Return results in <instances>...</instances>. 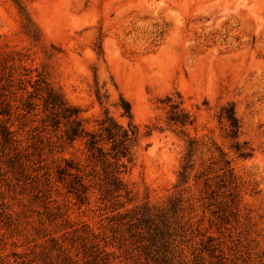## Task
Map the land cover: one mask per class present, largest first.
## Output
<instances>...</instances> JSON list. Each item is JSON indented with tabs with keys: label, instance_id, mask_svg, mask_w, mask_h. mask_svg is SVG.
Listing matches in <instances>:
<instances>
[{
	"label": "rangeland",
	"instance_id": "rangeland-1",
	"mask_svg": "<svg viewBox=\"0 0 264 264\" xmlns=\"http://www.w3.org/2000/svg\"><path fill=\"white\" fill-rule=\"evenodd\" d=\"M49 89L90 131L130 104L121 189ZM0 264H264V0H0Z\"/></svg>",
	"mask_w": 264,
	"mask_h": 264
},
{
	"label": "trees",
	"instance_id": "trees-1",
	"mask_svg": "<svg viewBox=\"0 0 264 264\" xmlns=\"http://www.w3.org/2000/svg\"><path fill=\"white\" fill-rule=\"evenodd\" d=\"M124 104V113L129 118L127 127L119 124L108 112L104 113V117L98 120V131H90L85 128L84 120L80 117V110L77 107L69 105L61 94L53 89L47 90V96L44 98V108L50 112V122L54 128H59L61 124L67 127L65 131L66 142L71 144L79 139L85 140L91 158L107 165L108 177L117 189L123 187L121 175L125 172L126 164L124 159L128 161L132 157V149L139 140V129L132 122L131 106L121 98ZM170 107L168 115V123L170 127L186 128L194 123V120L181 108V102H177L172 98H167ZM227 110L224 108V111ZM221 118H224L229 126V137L236 139L239 134V123L234 113V107L231 106L229 111L222 113ZM3 134L6 137L10 136L7 129H3ZM109 145L108 151L105 149ZM194 141L189 142V153L186 165L183 167L181 179L184 182L187 178L190 158L193 153ZM238 151V144L235 145ZM249 152H242V156H249ZM112 160V162H110ZM86 190L85 184L81 182L80 186Z\"/></svg>",
	"mask_w": 264,
	"mask_h": 264
}]
</instances>
